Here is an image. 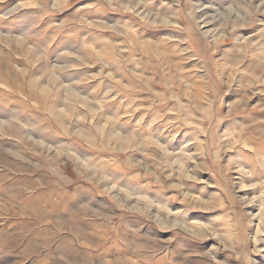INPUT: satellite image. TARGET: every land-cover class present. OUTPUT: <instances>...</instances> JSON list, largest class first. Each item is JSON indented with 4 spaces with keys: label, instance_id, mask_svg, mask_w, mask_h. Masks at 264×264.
I'll use <instances>...</instances> for the list:
<instances>
[{
    "label": "rangeland",
    "instance_id": "374dc122",
    "mask_svg": "<svg viewBox=\"0 0 264 264\" xmlns=\"http://www.w3.org/2000/svg\"><path fill=\"white\" fill-rule=\"evenodd\" d=\"M0 264H264V0H0Z\"/></svg>",
    "mask_w": 264,
    "mask_h": 264
}]
</instances>
